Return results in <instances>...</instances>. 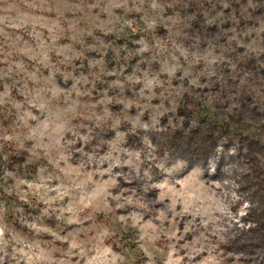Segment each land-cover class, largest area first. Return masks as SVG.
Masks as SVG:
<instances>
[{
  "label": "rangeland",
  "instance_id": "rangeland-1",
  "mask_svg": "<svg viewBox=\"0 0 264 264\" xmlns=\"http://www.w3.org/2000/svg\"><path fill=\"white\" fill-rule=\"evenodd\" d=\"M251 6L0 0V264H243L221 247L250 227L237 148L221 141L202 169L150 138L185 96L209 120L231 113L216 104L248 83L234 60L264 67Z\"/></svg>",
  "mask_w": 264,
  "mask_h": 264
},
{
  "label": "trees",
  "instance_id": "trees-1",
  "mask_svg": "<svg viewBox=\"0 0 264 264\" xmlns=\"http://www.w3.org/2000/svg\"><path fill=\"white\" fill-rule=\"evenodd\" d=\"M247 1L238 0L239 4H246ZM250 1L249 18L246 21L240 19V22L255 27L256 19L264 14V0ZM234 6L238 7V4ZM196 9L200 13L193 19V25L199 27L202 14L200 9ZM214 33L220 36L217 27L209 26L208 37H214ZM234 61L241 75L248 74V83L238 87V81H230L221 86L216 104L217 108L232 105L231 113L223 112L220 122L209 120L206 114L197 111L200 103L193 97L185 96L183 105L172 115L174 124H168V119L162 118V129L153 132L150 139L157 146L159 156L168 154L171 158L186 161L189 167L202 169L212 159L221 141L226 142V148L228 145L237 148L236 155L245 165V171L237 181L238 188L246 192L252 204L242 218L244 224H250V227L240 230V234L221 244V247L225 255L231 254L232 260L237 257L243 264H264V103L257 100V92L253 88L263 84L264 67L255 62L253 54ZM133 136L130 134L129 138ZM13 159L21 163L24 158L13 156Z\"/></svg>",
  "mask_w": 264,
  "mask_h": 264
}]
</instances>
